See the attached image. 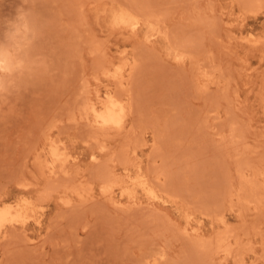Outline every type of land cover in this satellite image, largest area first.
<instances>
[{"label":"rangeland","instance_id":"1","mask_svg":"<svg viewBox=\"0 0 264 264\" xmlns=\"http://www.w3.org/2000/svg\"><path fill=\"white\" fill-rule=\"evenodd\" d=\"M0 46V264H264V0H0Z\"/></svg>","mask_w":264,"mask_h":264},{"label":"bare ground","instance_id":"2","mask_svg":"<svg viewBox=\"0 0 264 264\" xmlns=\"http://www.w3.org/2000/svg\"><path fill=\"white\" fill-rule=\"evenodd\" d=\"M132 24H133L132 25L133 29H135V27L137 26L138 23L135 22V23H132ZM176 60L179 63L183 62L185 60V55L178 54L176 56ZM139 65L140 64L135 63V65L133 66V68H131L130 75H129V79L125 78V76H123V75L121 76L119 83H120V85L122 87V93H121V91H120V93H118V94H121V97H115V96L107 95V100L104 103H102L101 106L91 105L90 110L94 114L95 123H96L97 127L100 130H102L104 132H108V131H112V130H114V131L115 130L116 131H122L126 127V124L130 120V118H132V116L134 114V103H133V96L131 94V89L128 88V87H129V82L133 78V76L135 75L136 71L138 70V66ZM108 73H109V71H108ZM116 74L117 75L121 74V71L118 70V72ZM109 78H110V76H109ZM122 94H123V96H122ZM116 95H117V93H116ZM55 160L58 161L59 160V157H56ZM139 166H141V165H139ZM54 174H55V172H54ZM141 187H143V189L148 193V195L151 198H157L158 197L157 196L158 194H157L156 189L154 187L150 186V184H148V182H145V181L142 182L141 183ZM103 189L102 190H103V193L105 195H112V190H111L110 187H105ZM127 190L129 192L130 189L128 188ZM122 194H125V191H123ZM131 197H133V196L131 195ZM159 199H161V198H159ZM13 213H11L9 210H6L5 211L4 209H0V231L2 230V228L6 224H19V223H24L27 220V217L24 214V209H20L15 214H13ZM33 219L30 218L29 220H33ZM29 220H28V222H29Z\"/></svg>","mask_w":264,"mask_h":264},{"label":"clouds","instance_id":"3","mask_svg":"<svg viewBox=\"0 0 264 264\" xmlns=\"http://www.w3.org/2000/svg\"><path fill=\"white\" fill-rule=\"evenodd\" d=\"M11 28L6 32V38L18 46H26L33 37L31 23L26 13H18L15 20L10 22ZM7 50L0 46V70L3 67V60L7 58Z\"/></svg>","mask_w":264,"mask_h":264}]
</instances>
